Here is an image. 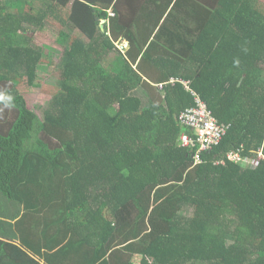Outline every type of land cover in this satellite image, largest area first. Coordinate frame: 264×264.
<instances>
[{"label": "trees", "instance_id": "1", "mask_svg": "<svg viewBox=\"0 0 264 264\" xmlns=\"http://www.w3.org/2000/svg\"><path fill=\"white\" fill-rule=\"evenodd\" d=\"M47 51L57 87L37 114L24 92ZM190 91L226 127L200 163L180 146ZM0 254L264 264L262 4L0 0Z\"/></svg>", "mask_w": 264, "mask_h": 264}, {"label": "built area", "instance_id": "2", "mask_svg": "<svg viewBox=\"0 0 264 264\" xmlns=\"http://www.w3.org/2000/svg\"><path fill=\"white\" fill-rule=\"evenodd\" d=\"M194 107L182 112L178 118L180 127L189 129L191 135H183L180 138V146L190 149L195 163H200V157L210 151L223 138L226 127H220L204 102L193 93ZM232 160L242 161L239 155L229 157Z\"/></svg>", "mask_w": 264, "mask_h": 264}, {"label": "rangeland", "instance_id": "3", "mask_svg": "<svg viewBox=\"0 0 264 264\" xmlns=\"http://www.w3.org/2000/svg\"><path fill=\"white\" fill-rule=\"evenodd\" d=\"M52 33L56 34L57 31L54 29H50ZM59 30V29H58ZM45 45L51 44L53 45V38L50 35H46L44 39H41ZM56 47V46H55ZM49 54L48 57L42 59V63L38 70L39 77V85L36 88H29L25 85V97L28 102V106L30 109H33L37 114H40V111L43 110L47 103L51 100L54 90L57 87V78L55 76L56 73V61L57 59H51V53L49 51L46 52ZM187 88V87H186ZM189 88H187L188 90ZM40 116V115H39ZM139 261L137 260V263Z\"/></svg>", "mask_w": 264, "mask_h": 264}, {"label": "crops", "instance_id": "4", "mask_svg": "<svg viewBox=\"0 0 264 264\" xmlns=\"http://www.w3.org/2000/svg\"><path fill=\"white\" fill-rule=\"evenodd\" d=\"M257 1H258L259 3H261L262 6L264 7V0H257ZM103 24H105V22H104ZM127 48H128L127 43L123 42V44H122V49H127ZM1 259H2V255L0 254V263H1Z\"/></svg>", "mask_w": 264, "mask_h": 264}]
</instances>
